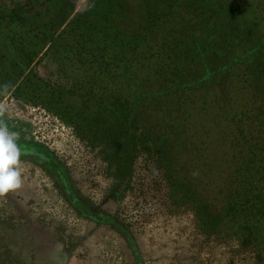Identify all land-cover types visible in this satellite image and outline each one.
I'll use <instances>...</instances> for the list:
<instances>
[{
	"label": "trees",
	"instance_id": "16d2710c",
	"mask_svg": "<svg viewBox=\"0 0 264 264\" xmlns=\"http://www.w3.org/2000/svg\"><path fill=\"white\" fill-rule=\"evenodd\" d=\"M67 3L56 2L62 12ZM234 9L241 11L239 17ZM62 12L59 23L47 10L44 22L37 20L35 27L24 21L14 30L0 31L18 57L21 74L11 76L13 83L20 81L18 93L53 105L89 144L103 147L104 158L124 184L121 199L131 187L142 136H148L172 168L173 185L197 204L208 230L245 237L264 261V194L249 188L250 172L244 167L258 159L257 146H240L243 166L229 172L224 187L217 180L218 170L230 163L218 147L221 136L227 137L219 119L233 113L232 89L246 86L264 104V40L250 35L244 4L93 0L63 28L68 17ZM6 22H16L15 15ZM47 46L59 61L83 69L91 88L85 96L55 86L31 69ZM216 141L218 146L211 149ZM16 143L19 159L34 162L57 179L80 216L112 224L142 264L128 227L104 210L97 215L90 211L88 198L76 189L68 166L52 148L43 142ZM195 152L199 154L191 160Z\"/></svg>",
	"mask_w": 264,
	"mask_h": 264
},
{
	"label": "rangeland",
	"instance_id": "374dc122",
	"mask_svg": "<svg viewBox=\"0 0 264 264\" xmlns=\"http://www.w3.org/2000/svg\"><path fill=\"white\" fill-rule=\"evenodd\" d=\"M87 1L78 3L76 10ZM27 2L0 0V18ZM241 2L250 27L264 35V0ZM0 30L6 32L4 26ZM31 69L78 95L91 90L83 69L59 61L49 48ZM17 84L0 77V127L15 133L18 141L43 142L52 148L70 169L75 187L128 227L142 264H264L259 249L245 237L208 230L197 204L173 185L172 168L146 135L138 147L131 187L119 202L106 199L115 167L104 158L103 147L89 144L53 105L25 99ZM232 90L233 113L219 119L227 137L221 136L218 147L230 163L218 170L217 180L225 186L229 172L242 165L239 147L249 142L257 146L258 158L244 165L250 172L249 188L264 194V104L246 86ZM17 167L20 187L0 194V264H139L125 236L109 224L80 216L41 166L19 159ZM196 170L202 175V169Z\"/></svg>",
	"mask_w": 264,
	"mask_h": 264
},
{
	"label": "flooded vegetation",
	"instance_id": "af4514ba",
	"mask_svg": "<svg viewBox=\"0 0 264 264\" xmlns=\"http://www.w3.org/2000/svg\"><path fill=\"white\" fill-rule=\"evenodd\" d=\"M92 1L93 0H89V1L85 2L83 4L82 9L78 11V10H76V5L80 2H82V0H68V3H67L68 6L65 7V9H63L65 16L67 15L68 18L66 19V21L63 22L62 28L65 27V24L67 23V21L71 20L78 13L86 11L88 9V7H90ZM56 2H57V0H53V1H51V0H28V2L24 6L13 9V10L9 11L7 14H5L3 17H1L0 18V26H4L6 32L11 31L12 29L14 30V27H20L21 25H23L24 21L29 22L30 26L35 27L37 25V20H40V22H44L45 13L47 10H50L52 12V14H49V17H52L55 14V21L57 23H59L63 20L64 15L62 16V14H61L62 8L58 4H56ZM233 2H237V4H238V2L239 3L241 2V0H236ZM53 3H55V4H53ZM244 9L246 11L245 4H244ZM234 11H237V10L234 9ZM237 12L241 13V11H237ZM239 14L238 15L235 14V16L239 17ZM13 15H15L16 22H13V23L6 22V19L8 18V16H13ZM248 15L249 14L247 13L245 17H247L248 22L251 23L249 18H248ZM3 20H5V21L3 22ZM27 27L28 26H25V28H27ZM62 28H60V29H62ZM60 29H58V31ZM0 31L5 32L3 30H0ZM251 32H253V34H255L258 38H261L264 40V35L260 32L259 29L255 28L254 26H251L249 33L252 36ZM49 46H47L46 48H49ZM17 61H18V57L12 53V49L10 48L9 44L5 41L3 36L0 37V77L1 76L7 77L9 85H14L17 82L18 83L20 82V81H16L13 83V80L11 79L12 75H20L21 74V72H19L20 68L17 66L18 65ZM1 73H2V75H1ZM70 173H71V171H70ZM48 175L52 178L56 187L58 188L57 179L52 177L50 174H48ZM71 177H72V175H71ZM113 180H114L113 186H112L110 193L106 199L115 200V201L119 202V200H121L122 194L124 193V190H123L124 184H123L122 180H120V177H117L115 174L113 175ZM59 191H60V189H59ZM62 195L66 198V196L64 194H62ZM86 197L88 198L87 202L90 206L91 212L93 211L97 215V214H99L100 211H103L101 206L97 205L90 197H88V196H86ZM88 219H91V220L99 223L97 220H94L92 218H88ZM109 225L112 226V224H109Z\"/></svg>",
	"mask_w": 264,
	"mask_h": 264
},
{
	"label": "clouds",
	"instance_id": "9594fccd",
	"mask_svg": "<svg viewBox=\"0 0 264 264\" xmlns=\"http://www.w3.org/2000/svg\"><path fill=\"white\" fill-rule=\"evenodd\" d=\"M17 135L6 127H0V194L20 187L22 181L18 170L20 149Z\"/></svg>",
	"mask_w": 264,
	"mask_h": 264
}]
</instances>
